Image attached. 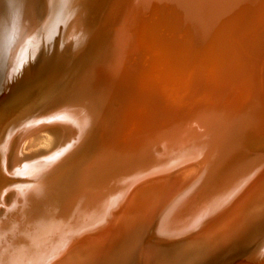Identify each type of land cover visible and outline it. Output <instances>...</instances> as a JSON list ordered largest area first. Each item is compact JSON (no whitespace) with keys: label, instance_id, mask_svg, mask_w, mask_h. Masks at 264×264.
<instances>
[{"label":"bare ground","instance_id":"obj_1","mask_svg":"<svg viewBox=\"0 0 264 264\" xmlns=\"http://www.w3.org/2000/svg\"><path fill=\"white\" fill-rule=\"evenodd\" d=\"M68 1L0 0V117L15 112L24 117L22 124L0 125V251H8L0 252V264H90L120 235L147 225L156 241L150 249L152 264H205L212 250H222L232 241L250 242L264 222V154L251 153L262 141L241 136L247 157L239 161L249 165L250 156L259 155L263 160L232 195L230 190L245 172L235 175L223 191L215 193L205 182L199 186L203 191H195L197 197L187 196L211 165L217 149L214 139L219 135L226 142L236 129L231 120L235 113L242 116L243 103L250 100L261 108L243 116L240 125L252 121L264 130L262 40L256 45L261 53L257 51L245 75H225L231 62H243L240 44L249 38L238 36L243 33L240 16L257 19L250 1L145 0L140 6L148 14L144 19L123 18L124 29L119 14L102 42L97 20L93 17L89 32L84 30L81 12L67 14ZM140 1L132 0L129 11ZM121 2L108 0L104 16L112 14L114 4L117 16ZM237 6L240 10L234 9ZM201 30L208 33L206 40H198ZM238 37L239 44L233 45ZM113 46L118 52L106 64ZM85 48L97 58L90 68L93 55L76 68L75 54ZM211 70L209 84L201 76ZM71 88L80 92L77 98L40 114L50 98ZM181 107L198 108L203 120L194 123V111L183 122V129L190 130L166 134L177 125ZM215 118L219 120L212 122ZM180 134L182 139L163 155L162 143L172 144L171 136H176L174 141ZM119 141L126 154L101 158L104 149L99 144ZM156 147L161 152L156 154ZM198 152L200 159L193 160ZM3 175L29 179L6 186ZM182 187L156 222L158 210ZM172 213L174 221L168 225ZM189 215L192 222H182ZM199 227L195 238L184 236ZM252 248L237 264L264 252V242ZM125 250L111 261L130 264L133 248Z\"/></svg>","mask_w":264,"mask_h":264},{"label":"rangeland","instance_id":"obj_2","mask_svg":"<svg viewBox=\"0 0 264 264\" xmlns=\"http://www.w3.org/2000/svg\"><path fill=\"white\" fill-rule=\"evenodd\" d=\"M131 1L132 0H127V1L125 0L124 3H126V4L123 5L122 4L123 0H122L121 4L123 6L121 4L118 5L119 11L117 12L118 13L117 16H116L115 12L113 14V11L115 10L114 9L115 4L112 7V9H113L112 14L113 15L110 13L108 16H104V15H106L105 12H106V6L108 4V0H98L97 2L91 1V2H86V3H80V2L76 3L73 0H69L65 6H66L67 14L71 13V12H73L75 14L77 11L81 12L83 20H84L83 22L85 23L84 30H86L88 32H89V23L92 22V18L94 17L97 20L95 25L97 26L98 29L100 28L99 35H100V32H101V35H100L99 39L102 42V40H104L105 36L108 34V31L111 28V26L114 25L113 22L116 21L119 14H120L119 20H120V22L122 21L120 24V27H122L125 23V22H123V18L127 19V17L130 15L132 16L131 17L132 19H138L139 17L144 19V17L148 15V14H145L146 12L140 7L142 5V1H145V0H141L140 4L136 8L133 7V9L131 11H129L128 6H129V4H131ZM249 1H250V5L248 7H250L252 5V7H253V8H251L252 12H253V14L254 13L256 14L257 19H254L253 15H251L252 18L250 16H248L247 14H245L244 16H240L241 22H240L239 29L242 30L243 33L240 34L237 31L238 36L244 34V36L249 38V39L247 41H245V43L240 44L241 45L240 46V55H241L243 62L242 61L231 62L230 64H231L232 68L228 73L225 74V75H227V77H229L231 72L234 74L233 77H236V78L239 76H242L241 73H243V71H244L243 74L245 75V71H249V66L251 64L255 63V58L257 55V51H258L257 46H256L257 43L262 40L261 45H264V0H257L259 3V4L256 3L257 5L253 2V0H249ZM46 2H48V0H46ZM239 7L240 6L234 7V9L240 10ZM127 9H128V13L125 15ZM251 9H250V11H251ZM250 11L248 12L249 14H250ZM212 18L213 17L210 15V20H209L210 23H211ZM132 19H130V20H132ZM250 20H252V21H250ZM102 21L104 23H102ZM261 24H262V26H261ZM260 26H261V29H260ZM115 27H116V25H115ZM125 27H126V23H125L124 29H125ZM207 35H208L207 32H206V35H204V32L201 30V34L199 35L198 40H200V38H203L204 40H206ZM240 38L238 37L235 41V44H233V45H238ZM85 43H87V42H85ZM232 43H233V41H232ZM91 50H93V49H91ZM261 50H262V52H264V46L260 47V51ZM260 51H258L259 55L261 53ZM86 52H87V50L85 48V49H83V51H80L77 54H75L76 57L73 59V61H75V62L77 61L75 64L76 68L80 64L83 65L84 63H86L83 61L84 60L87 61L88 57L89 56L91 57L93 55V54L90 55V54H88V52L87 53ZM117 52H118V48L113 46L110 53H109L110 58L107 59L106 64H108L109 60L113 59L114 54ZM246 54H248V55L246 56ZM94 55H93V57H91L92 60L90 61L89 68L93 65L94 58H97V57H94ZM83 57H85V58H83ZM81 58H83L82 62H81ZM89 68H87V71H86V75L88 77L91 76V72H90L91 69H89ZM240 69H241V72H240ZM104 70L106 72L108 69L107 70L104 69ZM252 72L254 74V77H256V73H258L256 66L254 68V71H252ZM206 73H207V76L204 74L201 77H202L203 81L206 80V83L210 84V80L212 79L213 72L211 70L210 73L208 71H206ZM249 75H251V73ZM262 76L264 78L263 74H262ZM118 77L119 76L115 75L114 77H112V79L116 80V79H118ZM191 83H193V82H191ZM69 84H70V82L68 81L67 85H69ZM237 88H235V90ZM262 88H263V86H262ZM225 89L228 91L227 87H225ZM74 92L75 91L71 88L68 91H65V93L63 92L64 93L63 96L60 95V96H55V97L50 98L48 100V102L44 105V108H41L40 114H42V115L48 114L49 112L54 111L58 107H60V106L62 107L63 105H65L70 100L77 98V95H80V92H79V94L77 92H75L76 93L75 94ZM224 102L225 101L223 100V104H224ZM252 103L254 105L251 104L250 100L243 103V105H242V116L240 117L239 113H235L234 114L235 117H232L233 119L231 120L232 121L231 124L236 129L233 130V132L228 136V138H227L228 141L227 140H226V142H224L222 140L220 141L219 135H217V137L214 139L215 141H217V144H216L217 149H214L215 154H213L212 153L213 151H211L210 149L208 150L209 151L208 153L213 154V159H212L211 165L209 167L207 166V168L205 169L206 172L203 173L202 177L197 182L195 188H193L195 190H193V189L190 190L189 187L185 188V189H187V191L188 190L191 191V193H190V191L188 192L187 196L195 193V194H193L194 196H192V200H193V198H195L199 195V194L197 195L196 192L198 193V191H203V190H199V189H203V188H200V187H202V186H200L201 184L206 182L207 186L210 185L209 189L214 188L212 191H215V193H217L219 191H223L222 188L226 187L225 184L227 182H229L231 179H233V177L235 175H239L240 173L245 172L243 174V176L241 177V180H240L239 184L236 186V188H234L232 191L230 190V192L227 191V192H229V195H232L234 193V191L237 190V188H239L241 185H243L245 183V180L247 178L246 176L249 173L253 172L252 170H253L254 166L256 165V163L260 164V162H262L263 158L259 157L260 155L259 156H250L251 162L249 165H244L243 163H241L239 161V159L243 158V156L247 157V152H244V149L246 148V146L245 145L243 146L241 136L249 135V138L251 140L255 139L256 141H262V143H264V130H262V127H260L261 125L255 126L254 122H252V121L249 124H243V126L240 125L243 116H245L247 113H249V112H253L255 114L259 113V110L261 108L260 105H257L256 102H252ZM232 106H234V105H231L230 107H232ZM222 108L224 109V111H228V113H230V110H227L224 107H222ZM174 109H176V108H174ZM197 109L198 108H196V110L191 109L190 111L187 109H184V107H181V109H177L180 114H179V116H175V120H176L177 125H175L174 129H172V131H175V132L169 131V133H167V131L164 130L166 132V134L171 135V134H176L177 132H180V131L184 132L187 129L190 130L189 127H187L185 130L183 129V127H184L183 122H184L186 116H188L191 113H194V111H197ZM262 111H264L263 108L261 109V112ZM215 114L220 116L219 111H217V113H215ZM215 114H213L212 116H208V118L215 117ZM17 115L18 114H16V112L15 113H8L7 117L5 115H3V117H0V125L4 124L5 126H7V123H9V122H10V124H13L16 122H19L18 124H22L23 120H24L22 113L19 114V116H21L19 118ZM205 115H207V114H205ZM224 115L227 116L226 113ZM261 116H263V119H264V113H262ZM200 117H203V111H200V112L197 111V116L194 117V120H196V121H194V123L198 122L200 120H203V119H199ZM218 120H219L218 118H215L212 122H216ZM158 124L161 127L160 122H158ZM252 130H253V133L251 132ZM160 131H161V129H160ZM160 131H158V132H160ZM240 131H243V135L239 134V136L237 137L236 134L239 133ZM97 135H98V133H97ZM180 136H181V134L179 136H177V138L174 141H173V139L176 136H171L170 141L172 142V144H167V143L163 144L162 143V146H160V147L164 149L163 155H165L166 153L168 155L169 152H171L170 151L171 145L177 143L178 140H181L182 138H180ZM237 139H239L238 143L235 142ZM0 140H2V139H0ZM104 141L107 142L106 140H104ZM99 143H100V140H99ZM121 145H122L121 141H119L118 143L117 142L116 143L115 142H112V143L109 142L107 145H100L99 144V146H101V148L104 149L103 152H101V154H102L101 158L111 159L113 157L117 158V157H120V156L126 154L125 148H123V151L120 150ZM160 147L155 148L156 154L161 152L162 149ZM258 150H260L262 152V154H264V144H260V145L256 146L251 153L260 154L259 152H257ZM98 153H99V150H96V155ZM208 153H207V155H208ZM200 155L201 154L198 152L194 157H192V159L193 160L194 159H200ZM258 158L260 159L259 161H258ZM197 162L199 163V161H197ZM7 178H8L7 175L4 176V179L7 180V183L5 184L6 186L13 185L15 183L17 184L18 182H24L25 180L29 179L28 177L24 178V177L18 176V175L16 177H13V178L12 177H9L8 179ZM184 187L179 189V191H176V193H173V195L166 201V203L163 205V207H161L158 210V212L155 216L156 222L158 221V219L164 217V215L166 214L165 212H166L167 207L168 208L171 207V205L174 202V199L179 194L182 193V190H184L183 189ZM199 200H200V206H201V203H202L201 196H200ZM222 204L223 203L218 204L215 208L221 206ZM175 207L176 208H174V212L179 207V205L177 204ZM215 208H213V209H215ZM108 213L109 212L105 213L104 218L100 221V223L103 222L107 218ZM208 213L206 215H204V217H206L208 215ZM162 215H163V217H162ZM172 216H173V213L171 215H169L166 219V223H168V225H170V223L174 221ZM191 217L192 216H190V215L185 217L182 222H185V221L187 222L188 220H190L186 224L191 223L192 222ZM204 217L200 218L196 224H198V222H200ZM213 217H215V216L213 215L210 218V220ZM160 220H162V219H160ZM160 220H159V224H160ZM192 225L193 224H191L190 226H192ZM204 225H206V223ZM204 225H202V227ZM190 226H184L182 228L187 229ZM137 231H138V229H134L133 231L129 230L125 234L120 235L119 236L120 238L118 239V241H115L116 244L113 247H110V249H108V250H104L103 253L100 255V257L98 258V260H96V261L94 260L95 262L93 261L94 263L91 262L90 264H119V263L121 264L122 262H118V261H114V260H113L114 261L113 262L111 260L115 256L121 257V254L126 251L125 248H127L129 246H131V248H133V250H132L133 252L131 251L130 254L132 253L134 257H131L132 259H129L127 263H130V264H152L154 259L151 256L152 253H150V249H151V246L154 243H156V241H155L154 237L150 235L148 225H147V228L146 227L144 229L141 228V229H139L138 232ZM199 231H200V227L196 228L194 231H192V232H190L184 236L186 238H188V237H191V238L194 237L195 238V236L199 234ZM257 234L250 240V242L245 241V243H244L243 241L242 242L241 241H232L231 243H228V245H226V248H224L222 250H212L211 252H208V254L206 256H209V258H208V262L205 264H237V263H239L238 260L240 258H241L240 261H243L245 259V257H247L249 255V253H251L250 251L253 250V248H252L253 246H255L257 243L260 244V243L264 242V222H263V226L260 228V230ZM137 235H139V239L136 238ZM184 236H181L180 239ZM185 237L182 240H185ZM5 239H7V237ZM127 240H128V243H125V242H127ZM255 242H257V243H255ZM2 246H4V245H2ZM123 250H125V251H123ZM1 251H2V253L3 252L8 253L7 249H5L4 251L1 249ZM7 253H5V254H7ZM122 256H125V255H122ZM0 258L2 259V257H0ZM5 259H6V257H5ZM224 260H225V262H224ZM246 264H264V252H261V254L256 255V257L249 260Z\"/></svg>","mask_w":264,"mask_h":264}]
</instances>
